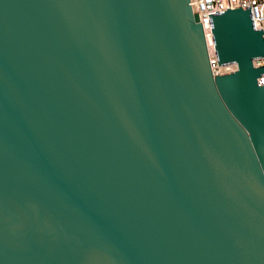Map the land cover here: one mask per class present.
Returning <instances> with one entry per match:
<instances>
[{
    "label": "water",
    "instance_id": "1",
    "mask_svg": "<svg viewBox=\"0 0 264 264\" xmlns=\"http://www.w3.org/2000/svg\"><path fill=\"white\" fill-rule=\"evenodd\" d=\"M0 0V264H264V31L251 6Z\"/></svg>",
    "mask_w": 264,
    "mask_h": 264
},
{
    "label": "built area",
    "instance_id": "2",
    "mask_svg": "<svg viewBox=\"0 0 264 264\" xmlns=\"http://www.w3.org/2000/svg\"><path fill=\"white\" fill-rule=\"evenodd\" d=\"M193 11L199 15L205 33L209 61L214 75L229 73L237 70L236 62L219 65L211 21L209 14L224 11L228 8L251 6L256 28L264 31V0H190ZM255 66L264 65V57L254 60ZM260 84L264 83V75L258 77Z\"/></svg>",
    "mask_w": 264,
    "mask_h": 264
}]
</instances>
